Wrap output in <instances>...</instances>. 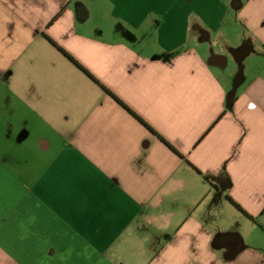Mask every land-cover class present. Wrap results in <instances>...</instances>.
Returning a JSON list of instances; mask_svg holds the SVG:
<instances>
[{"label":"crops","instance_id":"crops-1","mask_svg":"<svg viewBox=\"0 0 264 264\" xmlns=\"http://www.w3.org/2000/svg\"><path fill=\"white\" fill-rule=\"evenodd\" d=\"M0 264H264V0H0Z\"/></svg>","mask_w":264,"mask_h":264},{"label":"trees","instance_id":"trees-1","mask_svg":"<svg viewBox=\"0 0 264 264\" xmlns=\"http://www.w3.org/2000/svg\"><path fill=\"white\" fill-rule=\"evenodd\" d=\"M227 198L229 199V200H231L234 204H236L234 201H233V199L231 198V197H229V196H227ZM238 207H240L238 204H236Z\"/></svg>","mask_w":264,"mask_h":264},{"label":"built area","instance_id":"built-area-1","mask_svg":"<svg viewBox=\"0 0 264 264\" xmlns=\"http://www.w3.org/2000/svg\"><path fill=\"white\" fill-rule=\"evenodd\" d=\"M251 105H252V106H255V105H253L252 103H250L249 106H251Z\"/></svg>","mask_w":264,"mask_h":264}]
</instances>
